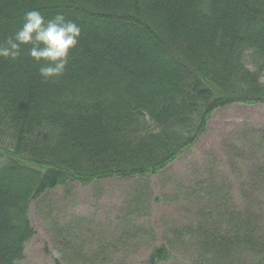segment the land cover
<instances>
[{"label":"trees","instance_id":"16d2710c","mask_svg":"<svg viewBox=\"0 0 264 264\" xmlns=\"http://www.w3.org/2000/svg\"><path fill=\"white\" fill-rule=\"evenodd\" d=\"M29 10L46 20L62 13L82 35L55 82L41 80L26 48L15 63L0 59V264L24 260L30 207L47 192L145 181L193 148L214 111L264 103V0H0V40ZM255 138L264 146V127ZM210 187L220 191L205 196L216 209L196 220L223 213L175 228L176 237L204 264H264L258 215ZM168 249L155 247L143 264L168 263ZM104 252L88 261L127 264Z\"/></svg>","mask_w":264,"mask_h":264},{"label":"rangeland","instance_id":"374dc122","mask_svg":"<svg viewBox=\"0 0 264 264\" xmlns=\"http://www.w3.org/2000/svg\"><path fill=\"white\" fill-rule=\"evenodd\" d=\"M206 125L192 149L145 181L113 178L44 194L30 207L35 236L18 264H91L88 260L100 250H105L103 257L108 250V257L119 263L143 264L159 246L168 247L173 257L166 264H204L187 244L188 238L178 239L174 230L189 225L194 230L198 223L223 213L215 211L196 220L216 209L215 199L205 198L206 193L219 194L210 187L214 182L228 191L234 208H251L260 220L257 228L264 226V146L255 138L264 127V103L216 110ZM212 174L215 181L209 179ZM256 261L260 264L254 256H246L241 264Z\"/></svg>","mask_w":264,"mask_h":264},{"label":"clouds","instance_id":"9594fccd","mask_svg":"<svg viewBox=\"0 0 264 264\" xmlns=\"http://www.w3.org/2000/svg\"><path fill=\"white\" fill-rule=\"evenodd\" d=\"M81 35V27L62 13L46 20L39 10H29L23 14L22 26L0 40V59L15 63L26 48V56L38 66L41 80L55 82L65 74L70 54L77 49Z\"/></svg>","mask_w":264,"mask_h":264}]
</instances>
